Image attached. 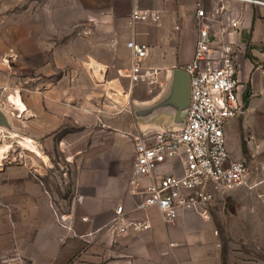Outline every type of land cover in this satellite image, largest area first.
<instances>
[{
  "label": "crops",
  "instance_id": "0c3cea01",
  "mask_svg": "<svg viewBox=\"0 0 264 264\" xmlns=\"http://www.w3.org/2000/svg\"><path fill=\"white\" fill-rule=\"evenodd\" d=\"M84 1L95 11H101V19H106L100 28L101 36L115 39L101 44L102 50L109 52V60H93V66L85 64L84 74L92 71L102 91L88 93L85 89L83 96L79 94L84 100L79 105L84 110L79 109L77 114L76 108L70 106L76 96H66L64 76L58 80L46 76L47 82H53L43 84L41 92L32 96L35 109L31 126L37 140L45 137L49 147L56 132L67 128L65 117L79 115L86 123L88 109L105 116L112 115L111 111L119 115L130 108L128 100L120 112L112 98L116 92L109 88L118 82L122 88L125 82L130 83L128 73L133 56L126 47L129 41L149 48L143 65L158 70L159 77L164 69L172 68L168 75L164 74L170 84L172 71L194 59L199 30L206 24L215 43L232 47L241 83L240 96L246 105L244 114L226 126L229 153L237 161L264 163V6L231 0ZM198 5L205 11V20L196 17ZM134 8L159 12L161 22L132 26ZM233 23L237 26L233 27ZM183 51L188 54L185 61H179ZM34 80L38 85L43 78L37 76ZM128 87L123 90L125 97L131 98V84ZM131 114L134 128L133 111ZM117 120L111 119L110 123L119 125ZM145 127L150 131L166 128L151 124ZM86 138L82 135L77 140L79 145L86 143ZM97 143L91 148L97 147L95 152L101 153L86 158L95 163L94 174L90 180L78 177L71 208L61 199L58 202L42 176L22 177L13 190H0V264H264V179L252 180L251 190L242 188L218 196L208 206L210 221L193 211H182L175 222L168 223L156 209L147 213L134 211L149 183L143 181L138 196L130 194L133 163L129 155L133 153L135 157L134 143L133 150L127 146L126 151L118 138ZM111 143L112 148L106 152ZM118 205H123L132 219H149L151 230L114 236L109 225ZM56 214L69 216L67 226L58 221ZM8 232H13L15 242L7 239Z\"/></svg>",
  "mask_w": 264,
  "mask_h": 264
},
{
  "label": "rangeland",
  "instance_id": "374dc122",
  "mask_svg": "<svg viewBox=\"0 0 264 264\" xmlns=\"http://www.w3.org/2000/svg\"><path fill=\"white\" fill-rule=\"evenodd\" d=\"M100 14L101 11H95L84 0H0V109L12 126L11 130L0 128V157L8 155L7 159L10 158L4 164L0 163V190L5 187L13 190L20 185L22 177L41 179L42 176L46 188L55 193L58 202L62 200L71 208L77 193L78 177L90 180V175L94 174L95 163L88 162L86 158L101 153L95 152L97 147L91 148V145L98 144L102 139L118 138L124 143V149L128 146L133 150L134 136L141 131H150L145 129L144 120L135 117L134 112L166 96L170 84L164 74L168 75L172 68L164 69V74L156 83H140L131 87V98H126L123 90L130 86L128 81L123 88L119 82L112 84L109 88L116 92L112 98L118 110L128 100L130 108L123 112L120 110L122 113L119 115L111 111L112 115L105 116L97 110L88 109L86 123L79 119V115L70 119L65 117L67 128L56 132L49 147L45 144V137L37 140L36 132L32 131V110L35 109L32 96L41 92L43 84L53 82V79L47 82V77L54 76L58 80L64 76L65 94L76 96L70 106L76 108L77 114L79 109L81 112L84 110L79 105L84 101L79 94L83 96L85 89L88 93L102 89L92 71L84 74L86 63L93 66V60L110 59L109 52L102 50L101 44L115 41L114 38L110 40V37L105 39L101 36L100 28L106 24V19H101ZM182 54L177 57L179 61H185L188 52L183 51ZM37 76L43 78L38 85L36 80L33 81ZM98 79H101L100 76ZM18 96L27 108L23 113L14 102ZM131 111L136 123L134 128L131 126ZM114 118L118 119L119 125L110 123ZM84 134L87 141L79 145L77 140ZM129 156L133 163V153ZM252 165L251 180L264 179V163L253 162ZM7 239L15 242L13 232H8ZM9 246L7 255L10 253Z\"/></svg>",
  "mask_w": 264,
  "mask_h": 264
},
{
  "label": "built area",
  "instance_id": "2783aa9c",
  "mask_svg": "<svg viewBox=\"0 0 264 264\" xmlns=\"http://www.w3.org/2000/svg\"><path fill=\"white\" fill-rule=\"evenodd\" d=\"M231 1L264 6V2L258 0ZM196 17L200 21L206 19L200 5ZM131 21L133 24H159L161 15L134 8ZM236 26L237 23H233V27ZM126 47L133 56L128 73L131 87L156 83L159 71L143 65L149 48L133 40ZM183 70L189 76L190 85V102L183 126L141 131L133 138L135 158L130 194L138 196L143 181L149 182L134 211L147 213L156 209L168 223L175 222L182 211H193L210 221L208 206L218 196L254 187L253 163L234 160L227 147L226 126L242 116L246 107L240 96L241 83L232 47L223 42L215 43L209 27L204 24L199 30L194 59ZM129 215L123 205L117 206L116 216L109 225L114 236L151 230L149 219L137 220ZM56 216L67 226L68 215Z\"/></svg>",
  "mask_w": 264,
  "mask_h": 264
},
{
  "label": "water",
  "instance_id": "95a60500",
  "mask_svg": "<svg viewBox=\"0 0 264 264\" xmlns=\"http://www.w3.org/2000/svg\"><path fill=\"white\" fill-rule=\"evenodd\" d=\"M190 102L189 76L182 69H175L166 96L145 108L135 111V117L142 118L145 125H159L166 128H180L186 118ZM0 127L8 130L12 126L0 109Z\"/></svg>",
  "mask_w": 264,
  "mask_h": 264
},
{
  "label": "bare ground",
  "instance_id": "6f19581e",
  "mask_svg": "<svg viewBox=\"0 0 264 264\" xmlns=\"http://www.w3.org/2000/svg\"><path fill=\"white\" fill-rule=\"evenodd\" d=\"M97 66H98V65H97ZM14 102H15L16 105L18 106V110H19V111H21L22 113L25 112V111H27L26 106L21 102L19 96H18L16 99H14ZM0 128H1V127H0ZM0 132H1V131H0ZM8 153H9V151H8ZM0 154H1V153H0ZM7 156H8V155H5V156L3 157V155H1V157H0V163H1V164H4L6 161H9V160H10L9 157H8V159H7ZM11 158H12V157H11Z\"/></svg>",
  "mask_w": 264,
  "mask_h": 264
},
{
  "label": "trees",
  "instance_id": "16d2710c",
  "mask_svg": "<svg viewBox=\"0 0 264 264\" xmlns=\"http://www.w3.org/2000/svg\"><path fill=\"white\" fill-rule=\"evenodd\" d=\"M247 103V102H246Z\"/></svg>",
  "mask_w": 264,
  "mask_h": 264
}]
</instances>
